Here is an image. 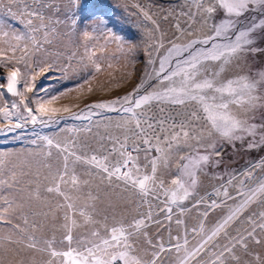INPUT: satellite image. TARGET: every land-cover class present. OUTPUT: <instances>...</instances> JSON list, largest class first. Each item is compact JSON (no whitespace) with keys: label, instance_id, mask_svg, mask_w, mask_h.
Masks as SVG:
<instances>
[{"label":"snow or ice","instance_id":"1","mask_svg":"<svg viewBox=\"0 0 264 264\" xmlns=\"http://www.w3.org/2000/svg\"><path fill=\"white\" fill-rule=\"evenodd\" d=\"M185 6L182 15L199 28L177 23L168 37L148 11L132 5L134 15L155 25L144 37V74L127 94L86 108L120 113L119 135L97 132L93 144L78 135L37 134L42 143L32 140L38 150L27 156L0 153V224L6 226L0 264H264V252L255 251L264 248L258 235L264 210L243 221L250 227L230 231L252 205L264 206V157L240 174L215 171L229 146L264 151V63H255L264 56V0H185ZM0 10L23 25L21 31L0 20V67L7 69L0 89L19 98L9 103L0 92V131L59 123L64 117L55 113L69 109L52 108L56 96L33 100V109L26 93L37 75L67 73L78 53L57 45L62 35L75 41L77 21L62 34L58 26L66 21L46 15L60 11L51 0H0ZM79 38V62L102 73V61L112 68L123 57L122 79L131 78L127 69L139 45L104 20ZM65 57L69 64L61 66ZM153 104L159 115L148 113ZM84 112L70 115L80 119ZM205 179L219 183L201 194Z\"/></svg>","mask_w":264,"mask_h":264},{"label":"rangeland","instance_id":"2","mask_svg":"<svg viewBox=\"0 0 264 264\" xmlns=\"http://www.w3.org/2000/svg\"><path fill=\"white\" fill-rule=\"evenodd\" d=\"M6 2L7 0H5V3ZM51 2L56 5L60 11L59 13L47 11L46 15H52L54 19L59 18L66 21L65 24L58 26L62 34L69 31L73 19L77 21V38L75 41L69 43L67 37L62 35L61 42L57 47L67 54L76 51L78 55L76 59L70 62V67L66 74L55 69L43 76L37 75L36 80L32 82L35 85L34 91L26 93V96L33 109L35 108V104L31 103L33 100H47L52 96H56L57 99L51 104V107L61 110L68 108L69 112L60 111L55 113V118L64 117V119L59 120V123H49L43 126L40 124L32 125L28 123L23 128L0 131V153H12L14 154V158L16 155L23 158L27 156L29 150H38L37 145L42 142L37 139V134L39 136H51L59 140L78 135L81 141L87 140L93 144L97 132L104 134L105 131H108L114 135L120 134L119 130L116 128V124L121 116L120 113L107 110H94L89 114L86 108L93 103L115 99L118 96L127 94L139 83L141 76L144 74L146 61V57L144 56V37L146 30L153 29L155 25L152 21L144 19L142 15H134L133 13H136L137 9L132 7L133 4H139L148 11L152 19L159 25L160 30L166 33L168 37L176 33L175 26L177 23H179L181 28H187L189 24L192 25L193 29L199 28L198 23H193L188 17L182 15V12L188 11L185 6V0H51ZM0 20H6L13 28L21 31L23 30V25L19 24L18 20L7 17L3 10H0ZM99 20H104L107 28H111L117 34L123 36L129 44L139 45L136 56L134 57V65H130L127 69L133 73L131 78L122 79L123 72L125 71L123 68V57L118 61H111L113 65L112 68L107 67V61H102L103 67L105 68V71L102 73H95L94 68L91 64H88L87 60L83 63L79 62V56L83 55L84 51L79 38L80 34L85 30L91 31L92 27ZM115 47V44L110 45L109 51H114ZM161 54H163V52H161ZM96 55L97 57H102L107 56L108 53L97 51ZM255 63H264V56H257L255 58ZM68 64L69 61L66 57L61 60V66ZM86 64L87 68H85ZM6 74L7 69L0 67V84H6ZM86 80L89 82L85 83ZM150 83H154V81ZM117 84L119 85L118 87L115 86ZM147 86L148 85H146V87ZM89 88L92 89L91 92L88 91ZM18 89L24 91L23 81L18 85ZM0 92L4 93L9 103L14 99H19L18 97H12L11 94L6 93V88L0 89ZM82 109H84L85 112L80 119L71 117V113L80 115ZM148 113L150 115H159L158 106L153 104L148 110ZM84 116H88L89 118L86 119ZM45 119H47V117H45ZM12 122L14 123L15 120L13 119ZM0 123L5 122L0 120ZM86 126L91 127L92 131L90 133L83 131ZM70 128H78L81 129V131L78 133L74 131L70 132ZM32 140H37V145L32 144ZM240 148L244 149V155L247 151V155L244 157L240 154L236 156ZM248 152L249 151L242 146H238L236 149L230 146L227 147L224 155L225 163L220 169H216L215 171L218 173L227 172L233 175L240 174L248 169L250 165L264 157V151L262 150H258L257 153L253 152L250 156V152ZM254 156H256V159ZM261 175L262 173L259 171L256 172L257 177ZM239 178L243 179V176ZM227 179L228 176L225 175V180ZM218 183V180L209 181L205 179L201 188V194H203L205 190H210L211 184ZM249 183L251 184L252 182L249 181ZM261 210H264V206L260 204H254L249 210H246L242 220L236 222L232 227L233 229H230V231L232 230V235H235L237 230L250 227V225L243 221L253 212L258 213ZM219 215L220 213L217 212L209 216L207 219L209 227H211ZM195 217V211L187 217L189 226L195 223ZM5 230L6 226L0 224V234H3ZM150 231L154 235L156 229L152 228ZM176 231V226L173 223L172 232L174 235ZM162 235L166 241L168 232L164 231ZM258 235L264 239V234L258 232ZM218 243L223 244L225 240L219 238ZM255 251L264 252V248L256 246Z\"/></svg>","mask_w":264,"mask_h":264},{"label":"flooded vegetation","instance_id":"3","mask_svg":"<svg viewBox=\"0 0 264 264\" xmlns=\"http://www.w3.org/2000/svg\"><path fill=\"white\" fill-rule=\"evenodd\" d=\"M261 151V150H260ZM250 152V153H249ZM248 153H249V156L253 153V152H255V153H257L258 152V150H252V151H249ZM239 154H236V156H238ZM245 155H247V152H246V154ZM244 155V156H245ZM242 156V155H241ZM254 158L256 159V156H254ZM239 163V162H238ZM236 165H238V164H236ZM223 166V165H222Z\"/></svg>","mask_w":264,"mask_h":264},{"label":"trees","instance_id":"4","mask_svg":"<svg viewBox=\"0 0 264 264\" xmlns=\"http://www.w3.org/2000/svg\"><path fill=\"white\" fill-rule=\"evenodd\" d=\"M256 150H259V149H256ZM238 151H239V153L238 152L237 153L240 154V155H243V157H244V153H245L244 149L240 148V149H238Z\"/></svg>","mask_w":264,"mask_h":264},{"label":"bare ground","instance_id":"5","mask_svg":"<svg viewBox=\"0 0 264 264\" xmlns=\"http://www.w3.org/2000/svg\"><path fill=\"white\" fill-rule=\"evenodd\" d=\"M233 229V228H232ZM231 233H232V230H231ZM222 242V241H221ZM260 247V246H259ZM261 248V247H260Z\"/></svg>","mask_w":264,"mask_h":264}]
</instances>
